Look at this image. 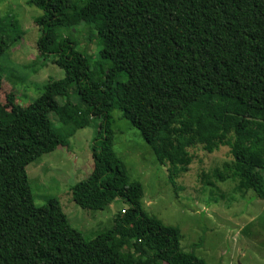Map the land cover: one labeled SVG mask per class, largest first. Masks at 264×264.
<instances>
[{
	"label": "trees",
	"instance_id": "1",
	"mask_svg": "<svg viewBox=\"0 0 264 264\" xmlns=\"http://www.w3.org/2000/svg\"><path fill=\"white\" fill-rule=\"evenodd\" d=\"M27 2L42 11L34 19L39 55L64 75L27 105L14 92L6 95L0 264H207L181 248L178 226L142 207V185L130 179L113 148L111 112L139 131L174 192L193 160L190 148L210 154L227 146L228 176L264 200V0ZM16 25L0 17V56L20 37ZM76 26L90 30L98 44L95 70L74 48L69 29ZM2 79L0 68V89ZM50 114L72 131L95 125L89 191L73 198L95 209L116 198L127 204L110 228L90 239L68 224L56 197L27 208L21 200L28 192L22 193L23 168L67 143L46 121ZM215 175L226 176L218 169Z\"/></svg>",
	"mask_w": 264,
	"mask_h": 264
},
{
	"label": "rangeland",
	"instance_id": "2",
	"mask_svg": "<svg viewBox=\"0 0 264 264\" xmlns=\"http://www.w3.org/2000/svg\"><path fill=\"white\" fill-rule=\"evenodd\" d=\"M28 0H0V17L16 22L20 37L13 47L0 56L3 79L0 89V115L9 118L6 95L15 93V101L27 105L51 79L64 75L63 69L41 58L37 40L40 30L34 19L42 11ZM74 48L87 54L91 70L98 61V44L90 40L92 32L84 26L69 29ZM50 57V55H49ZM101 64V61L99 62ZM58 102L61 97L53 93ZM50 118L66 145H59L42 154L23 168L21 200L24 208L42 204L56 197L68 224L85 239L110 228L116 213L127 207L120 198L103 209L81 204L74 198L87 194L90 185L92 158L90 145L95 133L94 123L77 130ZM113 148L124 162L131 180L143 188L142 207L165 225L178 226L180 246L207 264H264V200L251 189L241 190L235 178L228 176L223 164L231 162L227 146L206 153L196 146L190 148L193 160L189 170L178 178L174 192L167 181L165 167L160 166L139 131L118 110L111 112ZM215 169L224 178L215 175ZM74 197V198H73ZM88 198L90 195L87 196ZM83 199V198H82ZM22 203V202H21Z\"/></svg>",
	"mask_w": 264,
	"mask_h": 264
}]
</instances>
